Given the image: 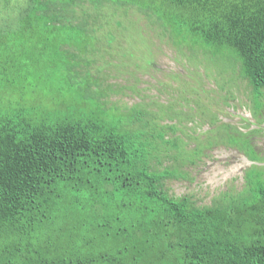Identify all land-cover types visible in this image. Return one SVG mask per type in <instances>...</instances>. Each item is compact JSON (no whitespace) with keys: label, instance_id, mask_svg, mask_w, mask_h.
<instances>
[{"label":"trees","instance_id":"16d2710c","mask_svg":"<svg viewBox=\"0 0 264 264\" xmlns=\"http://www.w3.org/2000/svg\"><path fill=\"white\" fill-rule=\"evenodd\" d=\"M1 2L0 25L20 26L27 43L53 34L77 48L66 67L76 77L100 75L86 55L97 50L96 28L116 20L100 12L110 4L152 17L176 46L236 65L253 101L264 88V0ZM6 33L0 26V52L14 46ZM87 79L84 93L107 96ZM33 86L13 57L0 58V90ZM66 88L0 100V264H264V157L246 133L222 122L188 147L158 111L106 102L86 113L92 103L65 100ZM217 145L252 161L241 186L203 205L170 194L166 181L186 178V166Z\"/></svg>","mask_w":264,"mask_h":264},{"label":"rangeland","instance_id":"374dc122","mask_svg":"<svg viewBox=\"0 0 264 264\" xmlns=\"http://www.w3.org/2000/svg\"><path fill=\"white\" fill-rule=\"evenodd\" d=\"M100 12L105 19L116 20L95 30L93 39H100L97 50L86 55L91 61L87 70L100 71V75L93 77H76L75 70L66 69L78 49L59 45L57 35L50 34L44 45L27 43L24 38L29 34L16 32L20 26L0 25L7 31L5 38L14 43L13 49H2L0 58L13 57L20 74L35 83L33 91L31 87L0 90V100L14 101L20 93L35 100L40 93L55 96L57 88L67 87L65 100L71 101L70 97L76 95L77 99L82 97L92 103L86 107V113L96 111L106 102L121 109L135 105L158 111L157 120L175 123L177 134L187 141L188 147L194 144L196 136L211 134L216 124L230 123L246 133L264 157V88L260 102L253 101L251 86L239 75L236 65L185 45L176 46L152 17L134 7L106 4ZM94 47L92 41L89 49ZM87 78H94V88L98 92L108 91L107 96L96 99L84 93L81 87ZM206 152L195 164L186 166V178L166 181L170 194L189 195L196 204L203 205L209 204L220 191L241 186L243 171L252 163L242 151L217 145ZM111 242L96 240L95 244Z\"/></svg>","mask_w":264,"mask_h":264}]
</instances>
